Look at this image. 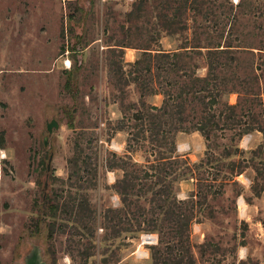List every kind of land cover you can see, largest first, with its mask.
Instances as JSON below:
<instances>
[{"label":"rangeland","instance_id":"obj_1","mask_svg":"<svg viewBox=\"0 0 264 264\" xmlns=\"http://www.w3.org/2000/svg\"><path fill=\"white\" fill-rule=\"evenodd\" d=\"M209 39L226 51L157 56ZM210 63L208 151L178 96ZM33 246L46 264H264V0H0V264Z\"/></svg>","mask_w":264,"mask_h":264},{"label":"trees","instance_id":"obj_2","mask_svg":"<svg viewBox=\"0 0 264 264\" xmlns=\"http://www.w3.org/2000/svg\"><path fill=\"white\" fill-rule=\"evenodd\" d=\"M208 28V27H207ZM227 49L230 48L231 46H225ZM202 50H204V56L207 59H210V57L217 55L220 52L226 51L223 50V48H221V46H219L217 43L211 41L210 39L207 41V43H205L204 45H202L201 42L195 40L193 42H188L184 47L179 48V50H177L176 52H164L162 50H159L160 53L157 54V56L161 57L162 59H168V58H175L177 55H179V52H183L184 55H186V58L189 57V55H191L193 52H202ZM201 54V53H200ZM165 60L162 61H155V60H151L149 62H147L142 70H145L147 72L150 73V71H152V69L155 70V72L158 74L161 73H176L178 71H180L182 68V70H184L187 74L190 73L189 68H196V66L190 65L188 62H185L183 67H178L176 63L173 62H164ZM136 66L140 65V61H137L135 63ZM216 69V67H215ZM214 67L210 64H207V75L205 78H196V79H192V83H191V87L188 86H181V92L178 96V99H182V95H185V97H190L192 98V96H194V98L190 101H188L186 98L183 99V105L181 107V112L180 115H183L184 117V123L186 124H191L192 121L196 120V125L195 127L198 128L199 131L202 132L204 139L207 143V150L211 151L212 150V140L213 137H211V135H209L206 131H205V126L207 124V118L205 116L209 115L208 113H211L212 111H214V100L212 99V95L210 94V90L209 88V84L210 82L214 79V71H215ZM183 71V72H184ZM156 76V77H157ZM191 76V75H190ZM193 78V76H192ZM198 88V89H197ZM164 94V93H163ZM167 101H163V107L161 109H152L155 112H159L157 113V115H152V119H155V121H158L159 123H162V121L160 120H165L164 124L166 123V119L165 118H169V116H172L173 114L171 112H169V109L165 108ZM181 102V101H180ZM196 107L199 108L200 110V114L202 116H199V119L197 118V114L195 112ZM165 108V109H164ZM233 110V108L231 107H226V110ZM230 112V111H228ZM251 114V111L248 110L246 112V115ZM210 119L213 117L212 115L209 116ZM209 119V121H210ZM162 125V124H161ZM210 126H215V124H210ZM187 164L189 165L190 162L187 160L186 161ZM193 169H197V167H190L188 168V171L191 173L193 172ZM209 176H211L210 173H208ZM192 176V175H191ZM194 217L188 215L186 217V225H185V231L187 233V238L185 239V241L188 243V233L192 224Z\"/></svg>","mask_w":264,"mask_h":264},{"label":"water","instance_id":"obj_3","mask_svg":"<svg viewBox=\"0 0 264 264\" xmlns=\"http://www.w3.org/2000/svg\"><path fill=\"white\" fill-rule=\"evenodd\" d=\"M58 125L57 123L52 120L49 123H46V130L50 134L52 132V129H57ZM44 145H46V138L43 140ZM50 163H51V157L48 161L47 165V172L50 169ZM24 264H46L43 261L42 255H41V250L38 246H33L31 251L26 255L24 259Z\"/></svg>","mask_w":264,"mask_h":264},{"label":"bare ground","instance_id":"obj_4","mask_svg":"<svg viewBox=\"0 0 264 264\" xmlns=\"http://www.w3.org/2000/svg\"><path fill=\"white\" fill-rule=\"evenodd\" d=\"M66 64L69 65V62L67 61Z\"/></svg>","mask_w":264,"mask_h":264}]
</instances>
